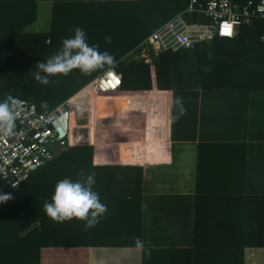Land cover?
Masks as SVG:
<instances>
[{
	"label": "crops",
	"instance_id": "crops-1",
	"mask_svg": "<svg viewBox=\"0 0 264 264\" xmlns=\"http://www.w3.org/2000/svg\"><path fill=\"white\" fill-rule=\"evenodd\" d=\"M136 1L0 0V11L4 2L25 11L19 17L0 14V22L30 19L23 32L42 36L47 47L59 50L74 34L66 26L77 28L94 18L102 23V9L110 13L118 3ZM85 34L93 40L89 45L102 36ZM140 44L118 61L116 46H99L113 63L90 75L73 70L79 75L70 73L65 82L76 81L67 87L78 90L62 103L74 96L76 102L103 72L126 63L134 52L139 55ZM232 67L236 75L224 89L196 83L189 89L148 91L142 144L95 146L93 99L92 141L86 146L94 167L110 166L109 176L96 181L107 212L91 229L98 234L95 243L83 248L74 264H264V90L233 89L245 65ZM176 98L186 109L179 119H174ZM86 146L69 144L62 157ZM233 198L236 205H228Z\"/></svg>",
	"mask_w": 264,
	"mask_h": 264
},
{
	"label": "trees",
	"instance_id": "trees-1",
	"mask_svg": "<svg viewBox=\"0 0 264 264\" xmlns=\"http://www.w3.org/2000/svg\"><path fill=\"white\" fill-rule=\"evenodd\" d=\"M234 2L241 5L244 0ZM3 6L0 14L4 18L19 17L25 13L23 9H12L5 2ZM184 7L185 0L118 3L110 13L108 9H102V23H95L94 18L93 22L79 28L84 33L102 34L100 40H94V43L106 50L116 46L118 55L115 60L118 61L165 21L182 12ZM189 20L207 21L199 15ZM29 21L16 24L0 22V101L11 95L15 100L34 103L40 112H49L78 89L67 87L66 76L63 75L50 77V85L36 84L33 79H28L31 78L29 73L34 76L38 60L44 62L43 57L46 61L58 51L47 47L42 36L23 32ZM65 28L67 31L76 29L73 26ZM108 36L110 43L105 41ZM262 36L264 20L253 17L249 24L243 23L237 27L232 39L214 37L191 51H165L153 58L151 63L142 59L119 62L114 67L120 75L119 88L114 92L100 93L96 98L94 145L142 144L146 97L153 88L183 90L200 83L203 89H224L231 76L236 75L232 66L244 63L243 70H239L243 76L233 81V89L264 90ZM256 61H259L257 67ZM200 68L206 70L200 71ZM78 75L71 73L70 77ZM26 79L30 82L22 81ZM60 90L63 92L60 93ZM42 102H46V106H42ZM90 148L75 147L65 157L61 152L51 163L31 174L18 188H8L1 195L10 198L0 201V264H74L82 249L95 243L98 234L92 232V228L85 229L84 222L73 219L56 223L43 211L44 202L51 201L55 184L64 178L73 181L80 179L81 170L85 174L94 173L97 185L93 186V191H97L98 180L109 171L110 166L94 167L90 162ZM80 157L85 158L82 161L86 162H79ZM236 203L237 200L233 198L229 199L228 205Z\"/></svg>",
	"mask_w": 264,
	"mask_h": 264
},
{
	"label": "built area",
	"instance_id": "built-area-1",
	"mask_svg": "<svg viewBox=\"0 0 264 264\" xmlns=\"http://www.w3.org/2000/svg\"><path fill=\"white\" fill-rule=\"evenodd\" d=\"M199 15L207 21H190ZM253 17L264 20V0H244L240 6L231 0H185L183 11L155 29L138 47L140 58L151 63L165 51H191L214 37L232 39L241 24ZM225 25H231V35H225ZM264 43V36L260 38ZM120 75L108 69L78 93V102L70 98L49 112H40L29 101L17 99L14 134L0 135V196L6 189H16L31 174L55 160L69 140L71 119L82 114L100 93L116 91Z\"/></svg>",
	"mask_w": 264,
	"mask_h": 264
},
{
	"label": "clouds",
	"instance_id": "clouds-1",
	"mask_svg": "<svg viewBox=\"0 0 264 264\" xmlns=\"http://www.w3.org/2000/svg\"><path fill=\"white\" fill-rule=\"evenodd\" d=\"M105 41L110 43V37H105ZM112 63L113 57L107 52L100 51L99 45H89L86 34L77 27L71 37L61 41V47L55 54L46 61H39L36 64L33 74L38 83L47 85L52 76H67L73 70L90 75ZM174 103L178 111L174 119H179L185 114L186 109L182 98H176ZM42 106H46V102H42ZM15 120L16 101L8 95L0 101V135L12 136ZM79 176L81 178L75 181L71 178L59 180L54 186L51 201L44 202L43 211L53 222L62 223L75 219L84 222L85 229L94 228L107 212V206L100 201L98 193L93 191L94 173L85 174L81 170ZM9 198L0 196V201Z\"/></svg>",
	"mask_w": 264,
	"mask_h": 264
},
{
	"label": "rangeland",
	"instance_id": "rangeland-1",
	"mask_svg": "<svg viewBox=\"0 0 264 264\" xmlns=\"http://www.w3.org/2000/svg\"><path fill=\"white\" fill-rule=\"evenodd\" d=\"M87 42L92 44L91 41H87ZM42 59L45 61L44 57ZM133 59L134 60H140L141 58H140V55H138L136 52H134L132 54V57H130V60H133ZM39 61L40 60H38V62ZM202 70H206V69L205 68H200V71H202ZM29 75H31L30 76L31 78H28V79H30V80L33 79L32 81H35L36 84H37V81L35 80L34 76L31 73H29ZM14 79L16 81H18L17 78H14ZM30 80L26 79V80H22V81L30 82ZM19 82H21V81H19ZM49 83H50V81H49ZM74 83H76V81H72V83L69 82L68 86L69 85H75ZM89 91H90V88L88 90H85V92H89ZM62 92H63V90H60V93H62ZM76 100H78V99H76ZM77 102L78 101H76V103ZM91 109H92V105L89 106V110L84 111L82 114H78L79 112L78 113L74 112V114L72 115V119H71V130H70L71 133H70L69 140L66 143L65 148L69 144L72 145V146H84V145L86 146V145L91 144V141H92V137H91L92 136V126H93V123L91 122V117H92Z\"/></svg>",
	"mask_w": 264,
	"mask_h": 264
},
{
	"label": "snow or ice",
	"instance_id": "snow-or-ice-1",
	"mask_svg": "<svg viewBox=\"0 0 264 264\" xmlns=\"http://www.w3.org/2000/svg\"><path fill=\"white\" fill-rule=\"evenodd\" d=\"M224 33L225 35H231V25H225Z\"/></svg>",
	"mask_w": 264,
	"mask_h": 264
}]
</instances>
